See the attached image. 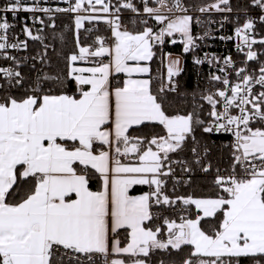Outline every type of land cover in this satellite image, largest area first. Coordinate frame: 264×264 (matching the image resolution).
Returning a JSON list of instances; mask_svg holds the SVG:
<instances>
[{
    "label": "snow or ice",
    "instance_id": "1",
    "mask_svg": "<svg viewBox=\"0 0 264 264\" xmlns=\"http://www.w3.org/2000/svg\"><path fill=\"white\" fill-rule=\"evenodd\" d=\"M63 2H0V61L9 62L0 65V264H154L173 252L175 264H264V51L254 48L264 37L246 15L264 13V0L236 9L246 15L235 28L240 67L197 55L211 33L195 35L189 14L232 13L231 0ZM21 12L32 22L21 20L24 40L7 18ZM57 14H74L70 51ZM29 40L34 55L12 54ZM177 43L212 69L199 91L182 90V59L164 50ZM217 149L223 168L211 161ZM197 172L212 174L215 194L178 195Z\"/></svg>",
    "mask_w": 264,
    "mask_h": 264
},
{
    "label": "built area",
    "instance_id": "2",
    "mask_svg": "<svg viewBox=\"0 0 264 264\" xmlns=\"http://www.w3.org/2000/svg\"><path fill=\"white\" fill-rule=\"evenodd\" d=\"M2 2V0H0ZM189 4H195V5H203L197 2V0H187ZM42 3H44V0H42ZM210 4V3H209ZM44 6H50L52 8L56 7H67V4L63 2V0H47L46 3H44ZM234 11L232 13H218L215 11L209 12V13H200L198 11H192L189 14L193 15L194 22H193V32L195 35L202 36L205 31H210L211 35L208 37H205L203 41H198L201 43V48L198 50L197 55H199L201 58H203L204 53H209L210 55H215L218 58L220 57H226L231 56L232 59L236 62V66L240 67L243 66V61L245 60V56L243 52H238L236 49L237 44V38L235 37V28L237 26H242L245 22L246 15L249 17H253L257 20L256 22V31L258 35L256 36L257 39H260L261 37H264V25L260 24L258 21V17L261 14L259 8L254 9H248L247 14L245 15L244 12H236L235 7H233ZM43 15V14H41ZM29 13L21 12L18 17L14 20L12 15L9 13L7 14V18L10 23H14L16 25L15 28L11 29V32H14L18 35L20 40H24L25 36L21 32V29L23 28V24L21 23V20L25 21L29 26H31V19L29 18ZM57 17H74V14H57ZM56 17V18H57ZM124 17L128 18L129 14L127 12L124 13ZM227 17V19H225ZM195 18H199L201 21H205L204 24H197L195 23ZM208 20H211L212 23H206ZM127 21V20H126ZM223 25V26H221ZM86 27L90 26L86 22ZM97 28L99 30L98 34L103 35L102 29L107 31V25L99 22L97 23ZM231 36L232 39H220V37H228ZM31 40H29V49L27 52H16V50H11L13 55L18 56H25V55H34L35 52L31 49L30 46ZM180 44V43H177ZM169 46V45H167ZM167 46L165 47V52L167 51ZM254 48L258 51H264V47L257 44L254 46ZM249 63V70L250 71H258V65L256 62H248ZM9 64L8 61H0V65L7 66ZM191 64L194 70V83L195 86L198 89H201L203 87L207 86V75L209 71H212L210 66L205 63L203 65H193L192 59ZM39 67V65H38ZM160 67V61L158 58V66L157 69ZM24 71H27V67H24ZM166 71V68H165ZM199 73V75H198ZM259 87V86H257ZM216 136L223 137L222 144H227L231 139L230 134H214ZM179 174V173H178ZM179 187L177 188V191L186 188ZM176 216H173V219H176ZM179 222V221H177ZM250 264V263H249Z\"/></svg>",
    "mask_w": 264,
    "mask_h": 264
},
{
    "label": "trees",
    "instance_id": "3",
    "mask_svg": "<svg viewBox=\"0 0 264 264\" xmlns=\"http://www.w3.org/2000/svg\"><path fill=\"white\" fill-rule=\"evenodd\" d=\"M198 3L200 4H209L213 3L214 0H197ZM232 6L235 8L241 7L243 5L249 4L250 0H231ZM256 7H250L248 9H254ZM129 18V17H128ZM128 18H125L127 20ZM56 31L58 32H64L65 37H66V47L65 51H70L74 47L73 43V31L72 29L74 28L73 24V18L71 17H57L56 18ZM65 25H68L69 27L66 28ZM47 32H51L50 29L46 30ZM102 32L106 34V30L102 29ZM31 49L33 52H35L40 46L37 42L31 41L30 43ZM58 47L61 45L58 44ZM183 45L182 44H176V45H169L167 46V51H171L174 53L181 54L184 59V64L183 67L185 71L178 77L180 84L182 86V90H187L191 92L192 90H197L199 89L195 86L194 83V70L191 64V59H192V54H184L182 52ZM166 51V52H167ZM261 60H264V56L260 57ZM158 66V58L155 61L153 68L157 69ZM155 74V73H154ZM147 132V129L144 130ZM141 133H134V135H139ZM210 139L214 141L217 144H222L223 137L221 136H216V135H211ZM226 160H227V152H221L219 149L215 150L212 154L211 161L214 165V167L217 165L219 162V166L221 168L226 166ZM212 174L209 173L207 176H205L203 173L197 172L193 176V183L191 187H186L183 188L179 191H177V194H194L196 196H206V195H214V190L211 188V181H212ZM211 218H206L205 221H202L203 226L205 229L210 227V221ZM153 262H155L159 259H165L166 264H175V261L178 259L176 254L173 252L171 257H168L167 254L165 253H158L156 256H153ZM250 262L245 258L242 260V264H249Z\"/></svg>",
    "mask_w": 264,
    "mask_h": 264
},
{
    "label": "crops",
    "instance_id": "4",
    "mask_svg": "<svg viewBox=\"0 0 264 264\" xmlns=\"http://www.w3.org/2000/svg\"><path fill=\"white\" fill-rule=\"evenodd\" d=\"M93 188L95 189V184H93ZM142 191H147V187L144 186V187H137L135 190H133L131 192L132 195H138L140 194Z\"/></svg>",
    "mask_w": 264,
    "mask_h": 264
},
{
    "label": "rangeland",
    "instance_id": "5",
    "mask_svg": "<svg viewBox=\"0 0 264 264\" xmlns=\"http://www.w3.org/2000/svg\"><path fill=\"white\" fill-rule=\"evenodd\" d=\"M167 52H171V51H167ZM174 56H180L181 59H182V65L184 64V59H183V56L181 54H178V53H174V52H171Z\"/></svg>",
    "mask_w": 264,
    "mask_h": 264
}]
</instances>
